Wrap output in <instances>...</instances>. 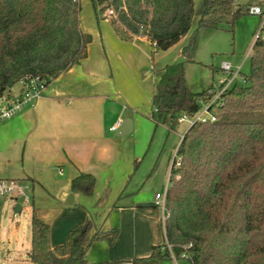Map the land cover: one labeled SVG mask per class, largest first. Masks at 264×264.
<instances>
[{
    "label": "trees",
    "instance_id": "1",
    "mask_svg": "<svg viewBox=\"0 0 264 264\" xmlns=\"http://www.w3.org/2000/svg\"><path fill=\"white\" fill-rule=\"evenodd\" d=\"M80 0H0V98L22 78L39 76L46 84L86 56L91 35L79 26ZM96 19L106 18L124 38L143 35L166 50L197 28L180 51L191 60L200 28L233 30L248 14L251 1L90 0ZM112 9L106 16L104 10ZM264 30V23L261 26ZM219 70V68H217ZM217 98L215 79L200 92L186 86L183 61L165 64L154 82L151 119L167 123L180 112L189 117L203 104L214 116L193 120L176 146L165 193L164 241L131 264H157L184 257L191 264H264V37L252 44L249 70ZM213 99V100H212ZM95 178L79 172L70 189L94 192ZM91 232V234H90ZM118 228L102 231L92 220L74 227L68 239L50 245V224L30 218L27 259L33 264H92L86 247L105 240L112 245ZM169 245V247H168ZM172 254V255H171Z\"/></svg>",
    "mask_w": 264,
    "mask_h": 264
},
{
    "label": "crops",
    "instance_id": "2",
    "mask_svg": "<svg viewBox=\"0 0 264 264\" xmlns=\"http://www.w3.org/2000/svg\"><path fill=\"white\" fill-rule=\"evenodd\" d=\"M263 1L251 0V4ZM95 36L91 35V41ZM99 36L105 57L89 55L90 41L86 56L51 79L33 105L0 120V176L27 179L37 202L46 200L55 206L53 210L73 212V221L59 233L50 225L52 247L65 242L71 229L92 220L102 231L116 227L119 232L112 245L96 240L86 247L90 232L82 245L87 261L131 264L133 258L149 255L153 245L164 241V234L158 236L163 224L154 196L145 194L148 188L142 195L138 183L130 179V161L136 156L126 154L116 133L114 136L127 118L136 130L137 114L118 111L111 97L124 96L116 68L121 71L122 60L131 61L134 68L139 66V52H145L149 40L143 35L124 38L114 30ZM13 89L18 93L21 86L16 83ZM187 127L179 132L176 145ZM79 172L95 178L93 194L84 199L82 193L70 189L71 178ZM69 194L71 203L66 201ZM32 213L47 223L55 218L40 207L32 208Z\"/></svg>",
    "mask_w": 264,
    "mask_h": 264
},
{
    "label": "rangeland",
    "instance_id": "3",
    "mask_svg": "<svg viewBox=\"0 0 264 264\" xmlns=\"http://www.w3.org/2000/svg\"><path fill=\"white\" fill-rule=\"evenodd\" d=\"M245 3L251 0H235ZM79 26L86 32L97 34L88 46V53L92 58L104 55V42L99 33L108 31L113 33L109 21L99 17L96 19L90 0H80ZM194 10L197 11L202 0H193ZM264 9V1L259 3ZM198 15L195 14L188 32L176 43L166 50L152 47L149 41L145 42V52H139L136 68L129 60H122L121 71L117 69L119 83L122 84L123 95L111 97L117 104L118 111H129L137 114L138 126L124 136H114L124 145L128 155H135V161H130L129 175L133 182L138 183L140 193L153 195L164 191L169 184L170 168L174 161L176 144L179 132L190 122L177 123V118L182 113L177 112L175 118H170L167 123L155 122L151 119V98L153 84L158 77L159 70L165 64L183 61V73L186 86L190 91L200 92L207 88L213 79L224 74L217 70L222 61L233 66L241 65V72L236 76L239 84L241 73L249 70V59L252 55V44L264 18L254 14L242 15L235 21L233 30L228 28L209 29L200 28L196 33V41L192 50L191 60L180 55V51L187 44L189 36L197 28ZM263 33V32H262ZM105 53V54H104ZM107 56V55H106ZM137 64V63H136ZM5 120V119H4ZM179 122V121H178ZM187 127V129H188ZM32 189L26 193L32 195ZM35 202L32 205L22 204L19 212H14L15 201L8 196H0V264H30L27 253L30 247V218L32 208L40 207L47 214H53L54 219L49 223L53 225L57 233L62 231L66 224L73 221L71 210L55 208L49 202H37L34 191ZM83 199L88 197L82 193ZM158 216L161 217V209L156 206ZM66 208V206H65ZM69 208V206H68ZM67 208V209H68ZM57 214V215H56ZM162 222V220H161ZM163 227L158 236H163ZM157 264H191L184 257H171L159 261Z\"/></svg>",
    "mask_w": 264,
    "mask_h": 264
},
{
    "label": "built area",
    "instance_id": "4",
    "mask_svg": "<svg viewBox=\"0 0 264 264\" xmlns=\"http://www.w3.org/2000/svg\"><path fill=\"white\" fill-rule=\"evenodd\" d=\"M247 12L248 14L258 15L264 18V9L259 4L249 5ZM104 14L106 16H111L113 14L112 9L106 8L104 10ZM262 24L258 29L256 37L259 34H261L264 37V30H261ZM240 69H241V65L235 67L226 61H222L220 63L219 70L224 75L219 76L217 79H215L216 92L213 96V99L217 98L224 88L228 87L229 85L237 81L236 76L239 74V72H241ZM240 80H242L241 77ZM17 84L21 86L20 92L13 93L12 91L14 90L13 89L14 85H12L6 90V92L0 98V120L10 118L16 113H18L20 110L33 105L35 100L40 96V94L47 85L45 79L39 76L22 78L18 80ZM205 118H209L210 120L214 119V116L208 111L207 103L203 104L201 109L193 116L189 117L186 114H182L180 117L177 118V121L192 122L195 119L204 120ZM115 128H116L115 126L110 127L111 130H115ZM168 185L169 184H167L164 191L157 192L155 194L154 203L156 206L160 207L161 209L162 224L164 222V218L167 213L165 207V193ZM31 189H32V183L27 179L5 178L0 176V196L10 197L16 203L20 204V209L22 204H28L31 201L32 195L26 193L27 190H31Z\"/></svg>",
    "mask_w": 264,
    "mask_h": 264
},
{
    "label": "water",
    "instance_id": "5",
    "mask_svg": "<svg viewBox=\"0 0 264 264\" xmlns=\"http://www.w3.org/2000/svg\"><path fill=\"white\" fill-rule=\"evenodd\" d=\"M132 129V121L130 118H127L125 119L122 124L120 125V127L118 128L117 132H116V135L117 136H124L126 134H128ZM187 132V130L185 131V133ZM184 133V134H185ZM67 203H71L72 202V195L69 194L67 199H66ZM14 212H19L21 209H20V204L19 203H16L14 205V208H13Z\"/></svg>",
    "mask_w": 264,
    "mask_h": 264
}]
</instances>
